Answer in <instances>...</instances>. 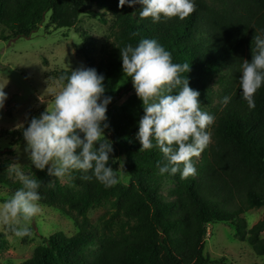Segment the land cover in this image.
<instances>
[{
    "label": "trees",
    "instance_id": "16d2710c",
    "mask_svg": "<svg viewBox=\"0 0 264 264\" xmlns=\"http://www.w3.org/2000/svg\"><path fill=\"white\" fill-rule=\"evenodd\" d=\"M90 1L101 12L90 15L101 23L110 15L111 23L98 61H93L91 48L81 49L80 54L88 67L105 77V95L112 97L106 112V132L114 149L111 163L117 173L121 156L130 181L124 184L118 177L116 185L104 187L94 178L82 179L90 173L76 171L70 183L55 180L54 187H49L46 169H35L41 180L40 203L71 213L78 231L49 235L20 264H214L203 250L206 225L217 221L231 222L235 237L247 241L256 255H264V220L247 228L242 217L247 210L264 205V86L255 94V107L249 109L238 84L241 60L251 59L252 38L264 28V0H195L196 10L185 19L173 17L159 23L140 18L139 5L121 8L118 0ZM58 3L0 0V29L26 38L47 13L56 28H71L86 13ZM133 32L138 35L132 36ZM84 37L93 42L90 36ZM142 38L158 40L174 63L190 64V71L182 75L200 92L203 110L205 104L218 102L212 143L194 162L195 176L160 175L156 163L162 154L155 148L139 150L135 139L137 121L143 115L140 99L130 94L121 103L113 102L133 88L130 78L119 86L124 78L119 48L136 45ZM69 71L57 70L54 77L59 80ZM226 95L232 100L224 107L221 100ZM2 134L10 137L11 147L0 149V155H11L14 147L25 143L19 128L4 129ZM11 166L9 158L0 161V184L8 186L10 194L21 186L10 178ZM159 177L174 184L167 196L160 191ZM106 201L113 210L98 225H91L90 209Z\"/></svg>",
    "mask_w": 264,
    "mask_h": 264
},
{
    "label": "clouds",
    "instance_id": "9594fccd",
    "mask_svg": "<svg viewBox=\"0 0 264 264\" xmlns=\"http://www.w3.org/2000/svg\"><path fill=\"white\" fill-rule=\"evenodd\" d=\"M139 5V17L185 19L196 10L195 0H118V7ZM138 35L136 32L132 36ZM120 49L123 77L131 79L140 99L143 115L137 121L135 139L139 150L158 149L162 159L156 167L160 175L195 176L193 158H199L212 143L210 126L216 116L203 110L200 92L190 87L189 63H174L171 53L155 38H142L136 45ZM238 84L241 98L249 109L255 107V94L264 86V28L256 30L251 41V59L241 60ZM105 77L94 67L80 66L59 76V90L39 116L16 127L22 130L24 153L31 164L55 179L70 177L73 172L90 173L82 179H95L104 187L118 183L112 167V142L105 136L109 128L107 106L112 97L105 95ZM0 86V109L7 93ZM42 103L44 97H40ZM231 95L222 98L226 107ZM123 169V163H120ZM21 185L0 202V225L7 226L16 238L30 236L29 223L42 213L39 189L41 180L32 172L14 170Z\"/></svg>",
    "mask_w": 264,
    "mask_h": 264
},
{
    "label": "rangeland",
    "instance_id": "374dc122",
    "mask_svg": "<svg viewBox=\"0 0 264 264\" xmlns=\"http://www.w3.org/2000/svg\"><path fill=\"white\" fill-rule=\"evenodd\" d=\"M69 9H82L78 22L71 28H56L47 13L42 20L35 22L34 32L29 37H16L12 31L0 29V86H4L7 99L0 109V149L11 147L9 136L2 134L4 129H16L18 124L25 123L26 117L39 116L45 110L46 101L51 103L52 94L59 90V80L55 79V71L61 69L74 70L89 64L80 54V50L92 49L93 61L100 57L101 45L109 33L111 16L106 15L107 22L101 23L97 16L91 13H101L90 0H59ZM61 3H58L63 8ZM75 6V7H73ZM77 7V8H76ZM79 8V9H78ZM90 36L93 42L84 37ZM85 48V49H83ZM88 48V49H87ZM129 79V78H128ZM122 78L119 86L127 83ZM216 88V87H215ZM134 89L121 97H115L113 102L118 104L126 100ZM40 97H44L42 103ZM218 102L213 100L205 104V111L216 116ZM215 125V123H214ZM214 125L209 130L213 133ZM109 139V132L105 130ZM24 143L14 147L11 155H0L12 160L10 178L16 180L14 170L19 169L25 173L34 172L35 167L24 153ZM197 162L199 158H193ZM118 156L117 173L119 181L128 184L130 175ZM62 184L70 183L71 177L55 179ZM160 191L167 196L168 191L174 187L166 177L158 178ZM10 195V188L0 184V202ZM41 204V203H40ZM42 213L34 217L29 223L30 236L16 238L7 226L0 225V264H20L30 257L36 246L44 243V239L57 231L67 236L78 231L74 216L63 209L49 207L41 204ZM113 210L110 201L94 206L88 213L89 223L98 225L102 217L108 218ZM242 217L245 218L246 227L264 220V205L247 210ZM203 254L214 264H264V255H256L247 241H240L235 237V228L231 222H212L206 225ZM264 238V231L262 232Z\"/></svg>",
    "mask_w": 264,
    "mask_h": 264
}]
</instances>
